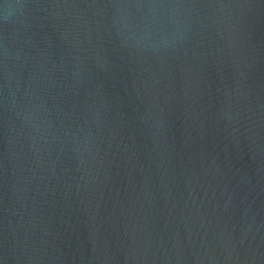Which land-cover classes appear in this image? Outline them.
<instances>
[{"label": "water", "instance_id": "water-1", "mask_svg": "<svg viewBox=\"0 0 264 264\" xmlns=\"http://www.w3.org/2000/svg\"><path fill=\"white\" fill-rule=\"evenodd\" d=\"M0 264H264V0H0Z\"/></svg>", "mask_w": 264, "mask_h": 264}]
</instances>
